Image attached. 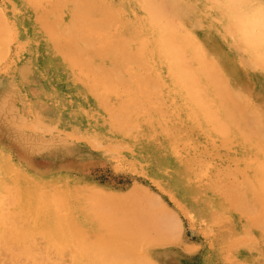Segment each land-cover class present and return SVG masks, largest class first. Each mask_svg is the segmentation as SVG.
Segmentation results:
<instances>
[{
    "label": "rangeland",
    "instance_id": "rangeland-1",
    "mask_svg": "<svg viewBox=\"0 0 264 264\" xmlns=\"http://www.w3.org/2000/svg\"><path fill=\"white\" fill-rule=\"evenodd\" d=\"M56 1L58 0H0V11H3V15L0 14V21L4 19V22L0 23V27H3V25L6 26H4L6 28V31L3 30L4 27L0 28V34L1 36L6 34V37L8 32H10L8 34L10 37L8 36L7 39H4V36L2 38L0 37V188H3L2 190L0 189V194L2 195H0V264H34L35 261L39 259L44 262L43 257H47L48 253V260L51 259V261L49 262L53 263H48L47 261V264H56V260L59 261L58 263L60 264L61 262H64L63 259H65L66 264H100V260L98 258L101 259V256L103 255L104 256L101 259V263L103 262V264H106L107 261L112 257L117 258V261L113 260L115 264H132L134 262H137L139 264L138 260L134 259L135 261L132 262V260H129L128 258H124L123 260L124 262L126 260H129V263H124L121 260L122 258H119L117 256L118 253L116 254V245H128L124 241L123 237L121 238V236H118V232L114 233L116 232L113 229V226L115 225L111 217L114 218L117 213H113L114 215H109L106 219L107 222H105L103 220V217L101 216L104 214V212L102 213V210L108 208L110 209V204L112 208L113 204L114 208H112L111 211H116L120 208V212L119 210L117 211L119 213L117 214L116 219L121 218V215L123 217L124 215L121 213L127 208L129 209V211L127 209L125 211V214L127 211L131 213V215L133 213L135 215L139 214L140 212L137 211L142 208L141 210H145H140L141 216L145 212V217H148L149 215L151 216V219H153L154 215L152 216L151 210L154 207L151 206V208H149L148 206H146V204H148L147 202L151 201V198H147L149 199L147 201L146 198H142V195H137L144 191L147 193V197H152L153 195H155L156 198L158 197V202H156V205L158 203L162 205L161 202L164 203L163 206H160L158 204L161 209L163 208L165 210V208L169 207V210L166 209L168 211L162 210L166 212V214L168 213V217H170V213H172L174 216L176 215L175 218H180L178 219V221H180V224L175 222L170 224L174 225L175 223V225L178 224L177 227L180 225L182 226L180 228L181 232L175 230V228H177L176 226H174V228L171 226V229L173 228V232L171 233L172 235H170V231L172 230H169L170 226L167 227V225L170 220L175 221V218L173 219L171 217L170 220L167 221L168 223L162 221L165 223L164 225L161 224V227H159V222L155 223L153 219V222L155 224H151L150 222V227L152 225H155L160 229V232H166L167 230L169 231V234L166 232L168 235L165 233L164 234L166 236L164 235V237H162L163 235H161V239L159 240L160 243L155 240V242H157L156 244L155 242H153L154 237L152 238L151 242L152 236L149 235L150 239L148 240L150 241L146 242L147 240L144 241L145 237L139 235L138 233V237H136V239H138L140 242L141 239L139 238L143 237L142 240L147 244H144L142 240L141 241L143 243H139L140 247L139 244H136V248H142L141 252H136V250L139 249L135 248L136 255L145 252V255L148 254V256L150 257L149 262H151L152 259L157 264H264V253L262 249H260V246L258 244V241H261V239H263L264 237V222L259 223L260 225L251 228V230H249L250 227L248 226L249 223L256 218L258 209H247L245 212V210L243 209L233 208L232 204L224 198L222 193V191H225L226 187L233 184L234 181V177L232 176H227L225 178L221 176L223 174V170L235 169V164L232 161L225 160L228 157L226 145L220 140H217L219 142L211 141L210 143H204V141H201L199 143H196V147L191 150L192 153L190 152L188 154H184L183 156L180 155L174 145L170 142V140H168L166 128L161 126V119L164 114L163 112L165 110L167 102L161 97L157 98V96L154 97L150 94L149 81H141L142 84L140 85V82L137 83V81L132 78V76L134 75V70H132V67H130L126 57L123 56V51L120 50L121 46H119L123 38V40L129 42L131 41V38H135L141 30V26L135 20L136 17L134 15V11H132L133 9H131L132 7L128 4V2L126 3L125 0H122L123 2L121 0H98L100 4L96 5V7L93 6L90 8V20L93 22L98 21L97 23L101 24L103 23L104 25L101 26L103 29H105L104 31L107 33H116V36L118 38V43L113 42L109 44V47L112 48L106 54L97 52L92 53L89 52L88 49H85L86 52H84L86 53V55L91 56V58L89 57L90 61L87 60L88 63L86 62V66L89 67V65H92L93 68L96 69L95 71H99V74L97 72L98 76L97 74L95 76L93 71L85 74L81 72L77 73L74 67L69 65L68 61L63 57L61 52L58 49L54 48L53 40L50 34L40 26L36 18V8L38 6H42L45 11L48 10L46 12L49 16H52L51 18L53 19V21L57 20L56 25L58 26L55 28L56 33L60 31L63 32H60L58 34L61 36L60 39H62L64 42H66V40L72 41L73 39L84 45L86 43L88 46L89 44L94 43L91 46L98 47L101 43L100 38L102 36H99L100 38L97 37V35H95L96 32H92L93 35L88 34L85 29L88 26H85V22H82L83 24L79 22L81 21L82 17V14L79 15V13H81L80 10L85 9V7L88 5L85 2H88V0H84V3H82L81 5L83 6L82 8H80L79 6L77 7V3H79L81 0H61L63 1V6L59 8L58 12L50 10L52 9V6ZM89 1L94 2L96 0ZM204 1L205 0H167L166 3L170 12H173L177 16L179 14L181 15L183 23L186 26L188 25V29L198 37L207 52L215 59L214 61L220 68L219 74L223 77V81L225 82L229 93H232L238 101L245 102L248 107L251 106L249 110L251 109L255 111L257 117H259L260 115L259 118H261L260 120H262V124L264 125V69L259 65V60L254 57V55L248 49H245V47H243V45L239 42L237 34H233L228 29V21H230V19L226 16L228 9L226 7H231V5L228 4L230 2H228L227 0ZM219 1L221 2L220 4H223V7H221L222 5L220 4L218 5ZM244 1L245 2H241L240 0H238L237 3L241 6L243 5L244 7L245 5H249L250 7L248 6V9L247 7H245L247 11H251L252 9L256 10L253 7L255 5L258 6L260 4L258 2H261L262 7H264V0H251L252 2L249 0ZM246 1L249 2L247 3ZM215 2L218 3L216 4ZM213 5L214 7H216L215 9ZM261 5H259V8L261 7ZM104 7L117 9L123 8L122 11L124 12L121 13V16L120 13L118 14L116 20L119 22H117L116 25L111 22ZM77 8L80 10H77ZM208 9L210 10L208 11ZM208 12H210V14ZM254 12H259V10H256ZM17 14H19V16ZM55 17L57 18L54 19ZM51 18L50 20L52 21ZM216 19H218V21ZM209 20L211 21L210 23ZM55 21L53 22L54 25ZM207 25L209 26V28ZM199 26L201 27V29ZM68 28L73 29L75 32L73 31L72 33V31H65ZM121 33L123 34L121 35ZM63 34H71V37L69 36L68 39V36H64ZM124 35H126L127 39ZM11 36L12 41L9 42V38H11ZM237 40L238 42H236ZM108 42L106 43V45L108 44ZM5 46H7V48ZM95 47L93 48L95 49ZM239 48L241 49V51H239ZM119 51L122 52L123 55L120 54ZM118 53L121 56L118 55ZM243 57L245 60L242 59ZM253 59H257L258 61L256 60V62ZM254 61L255 63L259 64L257 65L253 63ZM90 62L92 64H90ZM248 64L253 65L248 66ZM134 69L136 73V68ZM91 75L93 77H91ZM79 76H81L82 78L80 79ZM85 77L89 79H85ZM103 78H105V81L107 82V86L104 87L102 85V81H104ZM114 78H117V82ZM93 79H95L96 81H94ZM98 79H101L99 80V83L101 85H99V83H96ZM118 82L120 83L119 85ZM91 83L98 84V89L95 88L96 85H93ZM90 84L92 87L89 86ZM116 84L118 85V87ZM112 86L113 88L116 87L117 90V95H115L116 97L114 98L111 90L113 89ZM94 88L96 90H94ZM125 89L126 91H123ZM95 93H97V95ZM251 113L248 114L250 124H257V120L259 118L254 117V114ZM260 120L258 121L260 122ZM251 121L253 123H251ZM10 174V177L12 178L9 177ZM3 182L6 184H4ZM7 185H11L12 187L10 186V188H14L15 194L13 190L9 188V186L7 188L8 191L5 190ZM14 185L20 188V191L17 187V189H15ZM242 186L241 195L243 192V195H245V193H248L245 196L249 198L250 194L248 192L247 186ZM135 187L136 189H133ZM69 188L71 192L68 190ZM23 189H25L26 191H24ZM131 189L133 192L135 190L137 191L133 193L130 191ZM9 190L11 192H9ZM28 192H30L29 195ZM16 193H18L19 197H21L20 199L17 197L18 195ZM130 193H133L132 195H134V198L136 197V199L132 198V195ZM12 194L13 196L17 195L15 197L19 199V202L16 201L18 199H15ZM51 194H53L55 197H53V195ZM9 195H11L12 197ZM5 196H7V199ZM39 196L42 197V199ZM95 196L100 198L96 199ZM27 197L29 198L27 199ZM61 197L63 198V201H61ZM137 197H141V199L144 200L143 202H145L146 200V204L141 202L142 200L139 198L137 200ZM12 198L15 200L13 201ZM43 198L49 199V201L43 200ZM107 198L116 200V202L118 201V203H116L115 201H112L115 203H109L108 200L107 202L109 203V205L107 204V206L105 204L101 208L98 205L94 204L93 199H96V202L98 201L97 203H101L100 205H102L103 203H105L102 201H106ZM126 198L127 200H131L130 202L132 203L137 201V203L143 204L141 205V208H139V205L137 207L136 203L127 205L129 201H127ZM8 199L9 201H7ZM40 199L43 201H40ZM101 199L102 201L99 202ZM120 200H124L125 205L123 203L122 204L127 207L126 209H124L125 207L123 205L121 206L122 208L120 207ZM2 201H5L6 204L4 205ZM45 201H48V203ZM53 201L56 202L53 203ZM11 202H13V204ZM57 202H59V204ZM71 202L73 203L71 204ZM92 202L94 205H96L95 207L91 206ZM7 203L9 204V206L7 205ZM153 203H155V201ZM252 203L253 205H255L254 200H252ZM37 204L41 206L37 208ZM43 204L46 205L43 206ZM55 205L56 209H60L59 211H57L59 212V215L54 209ZM133 205L137 207V213H135V211L133 212V210H135L134 208H136ZM132 206L133 210L131 209V211L130 208ZM159 206L155 207V209H158ZM4 207H7V209H5ZM160 208L158 210H160ZM22 209L23 212H21L20 215L18 211ZM67 209L68 211H66ZM100 209L101 211H99ZM172 209L177 214H175V212H171L173 211ZM162 211L160 210V212ZM6 212L8 213L9 218ZM10 212L12 213V215ZM16 212L20 216L16 217ZM164 212H162V215L166 216ZM155 213L158 214L159 212ZM97 214L99 217H94V215ZM134 214L133 216H135ZM216 214H219V216H217ZM29 215L31 216V218ZM160 215L161 214H159V216ZM103 216L105 217L107 216V214ZM141 216H139L140 220L142 218ZM161 216L159 217V219H168L167 216L166 219L165 216L163 218ZM12 217L14 218V221ZM20 217H24V226H27L31 222L30 225L25 228V231H28V233L31 232V234L35 233V235L33 236L29 234L33 239H27L25 236H28L29 238V235H27L26 232L22 231L23 239L21 240L22 237L20 238L19 235V233L21 234V231L18 233L16 232L19 229H24L23 226V228L21 227L22 219ZM57 217H59V220L57 219ZM16 218L18 219L16 220ZM217 218H220L218 219L219 221L217 220ZM24 219H26L27 225ZM123 219L125 220V217ZM127 220L128 219H126V221ZM148 220H150V218ZM58 221H60V223H57ZM103 221L104 224H101L103 223ZM109 221L112 222L110 223ZM34 222L36 225H34ZM141 222L142 221H140L139 224ZM5 223L9 224L6 225ZM107 223H109V225ZM144 223L145 222L140 225L137 224V226H139L143 232V229H146V224ZM67 224L69 226H67ZM165 224L167 225L165 226ZM17 226H19L20 228ZM35 226L39 227L37 228ZM108 226H112L113 231H110L112 234H109L110 232L108 230H111V228L108 229ZM13 227H15L14 231ZM47 229L49 230L47 231ZM60 230L63 231V237ZM42 231L45 233H43ZM142 231L139 232L141 233ZM149 231L147 233H152L153 235L154 230L152 232L151 230ZM157 231L158 230H156V232ZM13 232L15 237L12 234ZM69 232H71L72 234ZM16 233L18 234L20 239L18 238V236H16ZM49 233H52L53 235ZM86 233L90 237V240L86 238ZM178 233L180 235H178ZM244 234L245 236H248L250 234L251 240L253 239L252 242L248 237L247 238L250 240V243L253 247L249 243V240L245 239ZM38 235L40 236L38 237ZM51 235L53 236L54 240L57 239L56 241H54L55 243H52ZM71 235L73 238L71 237ZM102 235H104V237ZM173 236L174 239L170 238V242H166L168 241L166 239V241L164 240V238L168 239L169 237ZM178 236L180 237L178 238ZM239 237H243V239L241 238V240ZM15 238L18 239L16 240ZM62 238H64V240ZM91 238L94 239V243H98L101 238H103L104 241H100V246H98L97 244L94 245V243L93 246L91 245ZM104 238H107L108 240ZM162 238L163 242L161 243ZM138 240L136 241L137 243ZM255 240L257 245H255ZM21 241L24 243H22ZM62 241H65V243ZM233 241L237 245V247L233 243ZM17 242H19V245H23V248H21V245L19 247V245H17ZM56 242L59 246H61V248L62 246L64 248H58L59 246L56 244ZM101 242H106L105 246L113 245V243L115 246H111L110 248L109 246L105 247L103 246L104 244L101 245ZM237 242L240 244L239 247ZM244 242L248 243L244 246ZM27 243L30 246L27 245ZM33 243L35 244L32 245ZM51 243L56 245L55 249L54 245H52ZM184 244L188 245H186L185 247ZM242 244L244 247L242 246ZM14 245H16V248ZM66 245L67 248L65 247ZM102 246L103 250H101ZM187 246H189L190 249H188ZM194 246L196 248H194ZM8 247L10 248L8 249ZM104 247L107 248L106 250L108 252H110L109 256L111 258H109V253L106 252ZM30 248H32V250L34 249L33 252ZM124 248L126 249L127 247L124 246ZM67 249L69 253H66L68 252ZM16 250L18 252H16ZM61 250L62 252H60ZM167 251L172 253L176 257V263L169 261H167L168 263H166V260L164 258ZM227 252H231L232 255L231 253L228 254ZM98 254L100 255L97 258ZM10 256L14 260H12ZM63 256L65 258H63ZM105 256H107L106 258H108V260L104 261L103 259L105 258ZM57 257H62V259L60 258L61 262ZM149 257L145 259L148 261ZM232 257L233 259H231L230 261V258ZM118 259H120L122 262H118ZM236 261L237 263H234ZM111 262L112 260H109L108 264H114V262Z\"/></svg>",
    "mask_w": 264,
    "mask_h": 264
},
{
    "label": "bare ground",
    "instance_id": "bare-ground-1",
    "mask_svg": "<svg viewBox=\"0 0 264 264\" xmlns=\"http://www.w3.org/2000/svg\"><path fill=\"white\" fill-rule=\"evenodd\" d=\"M30 1V0H28ZM108 1V0H107ZM120 1V0H119ZM122 1V0H121ZM126 3L128 2V4L132 7L131 9H133L132 11H134V15L136 17V21L139 23V25L141 26V30L139 31L138 35L135 37V38H131V41L127 42L126 40H121L120 42V45L121 46V49L123 51V54L122 52H120V54H122L123 56L126 57V59L128 60L129 62V65L130 67H132V70H134V75L132 76V78H134L137 83L140 82V85L142 84L141 81L144 82V80L146 81H149L150 83V87H149V92L152 96L159 98H163L167 103H166V107H165V110H164V114L162 116V119H161V122H162V127H165L166 130H167V135H168V140H170V142L174 145V147L176 148L177 152L180 154V155H184V154H188L191 152L192 149H194L196 147V143H199L201 141H204V143H210L211 141H217V140H220L222 143H224L227 147V155L228 157L225 159L227 161H232L234 164H235V169L233 170H223V174L221 175L223 178L227 177V176H232L234 177V181H233V184L229 185L226 187V190L225 191H222L223 193V196L224 198L232 204V207L233 208H238V209H243L246 210L248 209H258L257 211V216L254 220H252L250 223H249V227L251 230V228L253 227H257V225H260L259 223H262L264 222V125L262 124V120H260L261 118L260 115L259 117H257L256 115V112L251 110L252 113L254 114V117H257L259 118L258 120H260V122L257 120V124L253 123L252 120L251 123L253 124H250V119L248 118V114L251 113V111L249 110V108L251 106H247L245 102H240L238 101L234 95L232 93H229V90L228 88L226 87L225 85V82L223 81V77L219 74L220 72V68L218 67L217 63L214 61L215 59L207 52V50L204 48V46L201 44L202 42L198 39V37L193 33L191 32L189 29H188V25L186 26L184 23H183V19H181V15L179 14V19H178V16L176 14H174L173 12H170L168 10V7H167V0H125ZM190 1V0H189ZM200 1V0H199ZM206 1V0H205ZM204 1V2H205ZM211 1H214V0H211ZM216 1V0H215ZM222 1V0H221ZM224 1V0H223ZM229 5H231V7L227 6L226 8L227 9V14L226 16L230 19L229 24V30L230 32H232L233 34L236 33L237 34V37L239 38V42L243 45V47H245V49H248L253 55L254 57H256L260 64L259 63H255V60L253 63L255 64H259L263 69H264V7H262V3L261 2H258L260 3L259 5H261V7L259 8V5L253 7L255 8L256 10H259V12H254L256 10H251V11H247L245 9V7H247L248 9V6L245 5V7L242 5H239L237 2L238 0H227ZM241 2H245L244 0H240ZM251 1V0H249ZM248 1V2H249ZM256 1V0H255ZM69 2V1H68ZM93 2V1H92ZM90 2L88 0V2L86 1L85 3H87L88 5L85 7V9L83 10H80L77 8V10H80L82 14V17H81V21H79L80 23L82 22H85V26H88V27H84L87 31L88 34H92V32H96L95 35H97V37L100 38V47L96 46H93L95 47V49L91 46L93 45L94 43L92 44H89V46L85 43L84 44H81L79 42H77L76 40H66V42H64L62 39H60V35L58 33L62 32H58L56 33V27L58 25H56V21H55V25H54V21L53 19L51 18L52 16H49L48 13L46 11L48 10H44L42 6H38L36 9V18H37V21L38 23L40 24V26L45 29L46 31H48V33L50 34L52 40H53V44H54V48L58 49L61 54L63 55V57L68 61L69 65L74 67V69L78 72H81V73H89L90 71L94 72V75L96 76L97 72L99 74V71H95L96 69L93 68L92 65H89V67H87L86 65V62L88 63L87 60H89V57L91 58V56H87L86 55V51L85 49H88L89 52H97V53H101V54H106L108 51L111 50V48L109 47V44L111 43H118V38L116 36V33H113V32H105L102 28V26L104 25L103 23H97V22H93L90 20V8L100 4L98 0L94 1L93 3ZM123 2V1H122ZM121 2V3H122ZM179 2V1H178ZM203 2V3H204ZM247 2V1H246ZM247 2V3H248ZM252 2V1H251ZM25 3V2H24ZM82 3H84V0H81L79 3H77V7L79 6L80 8H82L83 6ZM111 3V2H110ZM118 3V2H117ZM197 3V2H196ZM216 4L218 2H215ZM221 2L219 1L218 5L220 4ZM223 3V2H222ZM9 4V3H8ZM120 4V3H119ZM178 4V3H176ZM206 4V3H205ZM245 4V3H244ZM250 4V3H249ZM264 4V3H263ZM30 5V4H29ZM121 5V4H120ZM215 5V4H214ZM213 5V7H214ZM222 5L221 7H223V4H220ZM45 6V5H44ZM63 6V1L61 0H58L55 2V4L52 6V9L50 10H53V11H57L59 10V8H61ZM68 6V5H67ZM113 6V5H112ZM115 6V5H114ZM118 6V4H117ZM127 6V5H126ZM116 7V6H115ZM170 7V6H169ZM220 7V6H219ZM250 7V6H249ZM252 7V6H251ZM105 8V11L107 12V15L109 17V19L111 20V22H113L114 25L117 24V17H118V14L120 13V16H121V13H123L124 11H122L123 8H107V7H104ZM203 8V7H202ZM216 7H214L215 9ZM172 9V8H171ZM218 9V7H217ZM223 9V8H222ZM220 9V10H222ZM65 10V9H64ZM174 10V9H173ZM210 9H208L209 11ZM198 11V10H197ZM204 11V10H203ZM1 12V11H0ZM3 12V11H2ZM2 12L0 14H2ZM52 12V11H51ZM64 12V11H63ZM199 12V11H198ZM16 13V12H15ZM50 13V12H49ZM78 13V12H77ZM197 13V12H196ZM210 14V12H208ZM207 13V14H208ZM212 13V12H211ZM215 13V12H214ZM57 14V13H56ZM201 14V13H200ZM199 14V15H200ZM208 14V15H209ZM3 15V14H2ZM19 16V14H17ZM55 15V14H54ZM53 15V16H54ZM186 15V14H185ZM219 15V14H217ZM5 16V15H4ZM11 16V15H10ZM60 16V14H59ZM125 16V15H124ZM30 17V16H29ZM79 17V16H78ZM193 17V16H192ZM217 17V16H216ZM221 17V16H220ZM3 18V17H2ZM5 18V17H4ZM13 18V17H12ZM17 18V17H16ZM50 18L52 19V21L50 20ZM57 17H55L54 19H56ZM61 18V17H60ZM77 18V17H76ZM123 18V17H122ZM218 18V17H217ZM1 19V18H0ZM181 19V20H180ZM224 19V18H223ZM190 20V19H189ZM188 20V21H189ZM196 20V19H195ZM194 20V21H195ZM199 20V19H198ZM218 21V19H216ZM215 20V22H216ZM6 21V20H5ZM29 21V20H28ZM125 21V20H124ZM1 22H4V19H2ZM59 22V21H58ZM102 22V21H101ZM211 21L209 20V23ZM214 22V20H213ZM226 22V21H225ZM7 23V22H6ZM60 23V22H59ZM127 23V22H126ZM4 24V23H2ZM30 24V23H29ZM38 24V25H39ZM83 24V23H82ZM98 24V25H97ZM128 24V23H127ZM126 24V25H127ZM137 24V23H136ZM208 24V23H207ZM212 24V23H211ZM32 25V24H31ZM102 25V26H101ZM124 25V24H123ZM133 25V24H132ZM138 25V24H137ZM201 25V24H199ZM210 25V24H209ZM220 25V24H219ZM1 26V25H0ZM5 25H3L4 27ZM9 26V25H8ZM131 26V24H130ZM193 26H194V23H193ZM205 26V25H204ZM208 26V25H207ZM3 27H0V28H3ZM6 27V26H5ZM4 27L3 30H5L6 28ZM106 27V26H105ZM139 27V26H138ZM200 27V26H199ZM211 27V26H210ZM217 27V26H216ZM222 27V26H221ZM39 28V27H38ZM83 28V27H82ZM93 28V29H91ZM102 28V29H101ZM198 28V27H197ZM209 28V26H208ZM85 29H81V30H85ZM131 29V28H130ZM137 29V28H136ZM140 29V28H139ZM201 29V27H200ZM206 29V27H205ZM224 29V28H223ZM1 30V29H0ZM7 30H11V29H7ZM80 30V29H79ZM132 30V29H131ZM6 31V30H5ZM37 31V30H36ZM65 31H72L73 33V29L71 28H68L67 30ZM129 31V30H128ZM136 31V30H135ZM75 32V31H74ZM123 32V31H122ZM221 32V31H220ZM10 32H8L9 34ZM45 33V32H44ZM43 33V34H44ZM63 33V32H62ZM120 33V31H119ZM133 33V32H132ZM231 33V34H232ZM5 37L4 36V39L8 38V35ZM123 33H121L122 35ZM127 34V33H126ZM134 34V33H133ZM64 35V34H63ZM71 35V34H70ZM70 35H64V36H68V39H69V36ZM74 35V34H73ZM90 35V36H91ZM3 36H1L0 34V37L2 38ZM126 37V35H124ZM129 36V35H128ZM10 37V36H9ZM34 37V36H33ZM41 37V36H40ZM71 37V36H70ZM119 37V36H118ZM121 37V36H120ZM201 37V36H200ZM30 38V37H29ZM37 38V37H36ZM45 38V37H44ZM63 38V37H62ZM66 38V37H65ZM96 38V37H94ZM236 38V37H235ZM3 39V40H4ZM32 39V38H31ZM34 39V38H33ZM46 39V38H45ZM71 39V38H70ZM127 39V37H126ZM94 40V39H92ZM12 41V36L11 38H9V42ZM75 41V42H74ZM109 41V42H108ZM1 42V41H0ZM42 42V41H41ZM50 42V41H49ZM91 42V41H90ZM108 42V44L106 45V43ZM238 42V40L236 41ZM30 43V42H29ZM47 43V42H46ZM8 44V43H7ZM98 44V43H97ZM236 44V43H235ZM5 45V44H4ZM42 45V44H41ZM106 45V46H105ZM117 45V44H116ZM115 45V46H116ZM52 46V45H51ZM209 46V45H208ZM207 46V47H208ZM7 48V46H5ZM104 47H107V48H104ZM118 48V47H117ZM213 48V47H212ZM1 49V48H0ZM39 49V48H38ZM238 49V48H237ZM243 49V48H242ZM6 50V49H5ZM40 50V49H39ZM43 50V49H42ZM41 50V51H42ZM47 51V50H46ZM49 51V50H48ZM85 51V52H84ZM213 51V50H212ZM239 51H241V49L239 48ZM246 51V50H244ZM248 51V52H249ZM56 52V51H55ZM47 53V52H46ZM118 53V55H120ZM247 54V52H246ZM242 55V54H241ZM244 55V54H243ZM49 56V55H48ZM121 56V55H120ZM1 57V56H0ZM45 57V56H43ZM103 57V56H102ZM118 57V56H117ZM216 57V56H215ZM250 57V56H249ZM59 58V57H58ZM115 59V58H114ZM244 59V57L242 58ZM250 59V58H248ZM50 60V59H49ZM61 60V59H60ZM86 60V61H84ZM217 60V59H216ZM223 60V59H222ZM245 60V59H244ZM257 60V61H258ZM90 61V60H89ZM248 61V60H247ZM256 61V62H257ZM246 63V62H245ZM249 63V62H247ZM90 64H92L90 62ZM262 64V65H261ZM229 65V64H228ZM228 65H225V66H228ZM250 64H248L249 66ZM253 65V64H252ZM250 65V66H252ZM136 68V73H135V69ZM222 68V67H221ZM225 68V67H224ZM257 68V66H256ZM67 69V68H66ZM229 71V70H227ZM110 73V72H109ZM224 73V72H223ZM92 74V73H91ZM97 74V76H98ZM103 74V73H101ZM231 74V73H230ZM88 75V74H86ZM93 75V74H92ZM91 75V77H93ZM255 75V74H254ZM261 75V74H260ZM31 76V75H30ZM94 76V77H95ZM105 76V75H104ZM109 76V74H108ZM228 76V75H227ZM80 79L82 78L81 76H79ZM115 77V76H114ZM30 78V77H29ZM87 77H85L86 79ZM107 78V77H106ZM121 78V77H120ZM119 78V80H120ZM247 78V77H246ZM245 78V79H246ZM256 78V77H255ZM89 79V78H87ZM92 79V78H91ZM90 79V80H91ZM110 79V78H109ZM108 79V80H109ZM115 79V78H114ZM117 79V78H116ZM115 79V81H116ZM257 79V78H256ZM262 79V78H261ZM94 81H96L95 79H93ZM99 80L101 79H98V81L96 83H99ZM103 80L105 81L106 79L103 78ZM113 80V79H112ZM127 80V79H126ZM24 81V80H23ZM81 81V80H80ZM103 82V87L104 86H107L106 85V81ZM114 81V82H115ZM229 81V80H228ZM89 82V81H87ZM101 82V81H100ZM111 82V81H110ZM117 82V81H116ZM120 82V81H119ZM118 82V85L120 84ZM236 82V81H235ZM43 83V82H42ZM62 83V82H61ZM85 83V82H84ZM96 83H91L93 85H96L95 88L98 89V86L101 85L99 83L96 84ZM112 83V82H111ZM233 83V82H232ZM238 83V82H237ZM236 83V84H237ZM91 84L89 86H91ZM86 85V84H85ZM117 85V84H116ZM117 85V87H118ZM147 85V84H146ZM59 86V85H58ZM109 86V85H108ZM229 86V85H228ZM46 87V86H45ZM48 87V86H47ZM73 87V86H72ZM92 87V86H91ZM94 87V86H93ZM257 87V86H256ZM42 88V87H41ZM94 88V90H96ZM108 88V87H106ZM113 88V86H112ZM144 88V87H143ZM237 88V86H236ZM235 88V89H236ZM47 89V88H46ZM110 89V88H108ZM148 89V88H147ZM239 89V88H238ZM245 89V88H244ZM256 89V88H255ZM262 89V88H261ZM86 90V89H85ZM84 90V91H85ZM112 90V95H113V98L116 97L115 95H117V90H116V87H114ZM142 90V89H141ZM99 91V90H98ZM108 91V90H107ZM123 91H126L123 90ZM122 91V92H123ZM137 91V90H136ZM91 92V90H90ZM97 92V91H96ZM119 92V91H118ZM128 92V91H127ZM131 92V91H130ZM142 92V91H141ZM235 92V90H234ZM257 92V91H256ZM244 93V92H243ZM97 95V93H95ZM235 94V93H234ZM247 94V93H246ZM257 94V93H256ZM101 95V94H100ZM149 95V94H148ZM237 95V94H236ZM258 95V94H257ZM99 96V95H98ZM238 96V95H237ZM246 96V95H245ZM62 97V96H61ZM130 97V96H129ZM239 97V96H238ZM3 98V96H2ZM63 98V97H62ZM5 99V98H4ZM102 99V98H101ZM107 99V98H106ZM105 99V100H106ZM127 99V98H126ZM129 99V98H128ZM58 100V99H57ZM80 100V99H79ZM83 100V99H82ZM104 101V100H103ZM60 102V101H59ZM82 102V101H81ZM89 102V101H88ZM257 102V101H256ZM5 104V103H4ZM58 105V104H57ZM5 107V106H4ZM55 107V106H54ZM61 107V106H60ZM126 107V106H125ZM253 107V106H252ZM263 107V105H262ZM107 108V107H106ZM122 108V107H121ZM120 108V109H121ZM164 109V108H163ZM10 110V109H9ZM39 111V110H38ZM112 111V109H111ZM116 112V111H115ZM2 113V112H1ZM65 113V112H64ZM251 113V114H252ZM11 116V115H10ZM42 116V115H40ZM61 116V115H60ZM66 116V115H65ZM264 116V115H263ZM9 119V118H8ZM15 119V118H14ZM13 121V120H12ZM38 121V120H37ZM41 122V121H40ZM256 122V121H255ZM14 124V123H12ZM40 124V123H39ZM80 124V123H79ZM45 125V124H43ZM121 126V125H120ZM36 139V137H35ZM42 139V138H41ZM204 139V140H203ZM55 140V139H54ZM46 141V140H45ZM48 141V140H47ZM53 141V140H52ZM62 141V140H61ZM44 142V141H43ZM219 142V141H217ZM50 143V142H48ZM64 145V144H63ZM41 146V145H40ZM215 146V145H214ZM222 146V145H221ZM224 148V147H223ZM39 149V148H37ZM218 149V147H217ZM216 149V150H217ZM41 150V149H40ZM24 151V149H23ZM192 153V152H191ZM81 155V154H80ZM1 158V157H0ZM8 158V157H7ZM200 158H201V155H200ZM206 158V157H205ZM173 160V159H172ZM207 168V167H206ZM12 171V170H10ZM10 173V172H9ZM13 173V172H12ZM19 173V172H18ZM196 175V174H195ZM11 176V174L9 175V177ZM17 176V175H16ZM192 176V175H191ZM18 177V176H17ZM20 177V176H19ZM12 178V177H10ZM23 178V177H22ZM199 178V177H198ZM17 179V178H15ZM20 179V178H19ZM6 180V179H5ZM4 180V182H5ZM24 180V179H23ZM3 182V183H4ZM12 182V181H11ZM17 183V182H16ZM25 183V182H24ZM35 183V182H34ZM2 184V183H1ZM6 184V183H4ZM50 185V184H49ZM242 185H245L247 186V189H248V192L250 194V197H246L245 195H247L248 193H245V195H241V189H242ZM4 186V185H3ZM8 186H6V191H8ZM11 186V185H10ZM9 186V188H10ZM15 186V189H17L18 187L16 185ZM13 186V187H14ZM62 186V185H61ZM60 186V187H61ZM73 186V185H72ZM71 186V187H72ZM216 186V185H215ZM242 186V187H241ZM12 187V186H11ZM17 187V188H16ZM22 187V186H21ZM30 187V186H29ZM42 187V186H41ZM40 187V188H41ZM47 187V186H46ZM66 187V186H65ZM68 187V186H67ZM5 188V187H4ZM1 190L3 189L2 187L0 188ZM13 190L14 194H15V190L14 188H10ZM133 189H136L133 188ZM3 190V191H5ZM18 190L20 191V188H18ZM17 190V191H18ZM24 191H26L25 189H23ZM32 190V189H31ZM40 190V189H39ZM44 190V189H43ZM70 191V188L68 189ZM34 191V190H33ZM32 191V192H33ZM45 191V190H44ZM47 191V189H46ZM131 192L132 189L130 190ZM129 191V192H130ZM137 191V190H135ZM134 191V192H135ZM244 191V190H243ZM9 192H11L9 190ZM71 192V191H70ZM133 192V193H134ZM21 193V192H20ZM30 192H28V195H29ZM40 193V192H39ZM132 193V194H133ZM146 195H145V194ZM11 194V193H9ZM18 195V193H16ZM23 194V192H22ZM27 194V193H26ZM32 194V193H31ZM131 194V193H130ZM131 194V195H132ZM136 194V193H135ZM1 195V194H0ZM17 195H14L12 194L13 197L17 196ZM33 195V194H32ZM40 195V194H39ZM44 195V194H43ZM47 195V194H46ZM53 195V194H51ZM50 195V196H51ZM59 195V194H58ZM137 195H142V198H146V200L148 201L150 198V202H147L148 204H146V200L145 202H143L144 200L141 199V197H137V200L138 198L141 199L144 204H146V206H148L149 208H151V206H153L154 208L151 210L152 211V216H153V219L155 221V223L159 222V227H161L160 225H164L165 222L169 221L170 218L172 217L173 219L175 218V216L171 214L170 217H168V213L166 214V212L164 211H168L169 207L168 208H165V210L162 208H160V206H163V202L162 205H160V203H158L156 205V202H158V197L156 198L155 195H153L152 197H147V193L144 191L140 194H137ZM152 195V194H151ZM2 196V195H1ZM11 196V195H9ZM11 196V197H12ZM41 196V195H40ZM39 196V197H40ZM6 199H7V196H5ZM10 197V199H11ZM19 199L21 197H19V195L17 196ZM46 197V196H44ZM53 197H55L53 195ZM96 199H99L100 197H97L95 196ZM131 197V196H130ZM9 198V197H8ZM15 197V199H18ZM29 197H27L28 199ZM42 199V197H40ZM59 198V197H58ZM94 198V196H93ZM120 198V197H118ZM128 198V197H127ZM126 198V200H127ZM132 198H134V195H132ZM149 198V199H147ZM197 198V197H196ZM3 199V198H1ZM15 199L12 198V200L14 201ZM19 199L16 200L17 202H19ZM38 199V198H37ZM40 201H43V200H48L49 199H44ZM62 199V200H61ZM61 201H63V198L61 197ZM96 199H93L94 200V204L98 205L100 208L103 207L105 204L109 205V203H115L116 200H111V199H108L106 201H102V199L99 201V202H105L103 203L102 205H100L99 203L96 202ZM125 199V198H124ZM130 199V198H129ZM136 199V197L134 198ZM156 199V200H155ZM11 200V201H12ZM39 200V199H38ZM54 200V199H53ZM60 200H57V201H60ZM92 200V201H93ZM109 200V203L107 202ZM155 203H153L154 201ZM252 200L255 201V205H253L252 203ZM1 201V200H0ZM9 201V199L7 200ZM48 201H45L48 203ZM52 201V200H51ZM91 201V200H90ZM89 201V202H90ZM112 201H115V202H112ZM123 201V202H121ZM129 201V203L127 205H132V204H137L136 206L138 207L139 205V208H141V205L143 204H139L136 202H130L131 200H127ZM134 201V200H132ZM3 202V201H2ZM56 201H53V203H55ZM67 202V201H66ZM75 202V201H74ZM96 202V203H95ZM121 204L120 207L124 204V200H120L119 201ZM140 202V201H138ZM180 202V201H179ZM13 204V202H11ZM59 204V202H57ZM56 203V205H57ZM73 202H71L72 204ZM118 203V201L116 202ZM123 203V204H122ZM150 203V205H149ZM224 203V202H223ZM238 203V204H237ZM239 203H243V204H239ZM3 204L5 205V201L3 202ZM50 204V203H49ZM93 202L91 204V206L95 207L96 205H94ZM155 204V205H154ZM7 205L9 206V204L7 203ZM37 208L41 205L37 204ZM46 205V204H43V206ZM56 205H55V211H59L60 209H56ZM63 205V204H62ZM107 205V206H108ZM125 205V204H124ZM123 205V206H124ZM1 206V204H0ZM64 206V205H63ZM69 206V205H68ZM76 206V205H75ZM134 207H136L135 205H133ZM133 206L130 208V210L132 209L133 210ZM144 206V205H143ZM142 206V207H143ZM159 206L160 210H164L162 212H164L166 214V216L168 217L167 220H163L164 216L165 215H162V212H160V210H157L155 209V207ZM14 207V206H12ZM28 207V206H27ZM46 207V206H45ZM52 207V206H51ZM90 207V206H89ZM110 209H105V210H102V213L104 212L103 215H106L107 216H102L103 217V220L105 222H107V217L109 215H114L113 213H119L120 212V208L118 206V210L119 212H117L118 210H113L111 211L112 208H114V205L112 204V208H111V204L109 205ZM125 207V206H124ZM123 207V208H124ZM129 207V206H128ZM136 208H134L135 210H133V212L135 211V213L137 212H140L139 214H134L135 216H133V214L131 215V213H129V209L127 207H125L124 209H128V213L126 212L125 214V211L127 210H123V212L121 214H123L124 216L122 217L121 215V220H124L123 218L125 217V220L124 221H121L119 219H116V216L117 214L115 215V217H111L112 221H114V225L116 226H113L114 230L116 232L114 233H117L118 236H121V238L123 237L124 238V241L128 244V245H119L118 246L114 245H106V246H109V248L111 246H115V251H116V254L118 253V257L119 258H122L121 260L124 262V258H128L129 260L131 259L132 262L135 261V260H138L139 264H152L154 263L155 261L151 259V262H149L150 260V257L148 256V254L145 255V252L143 253H140L138 255H136V252H141L142 251V248H136V246L141 242L143 243L145 240H147L146 242H149L150 240V236L151 237V242H152V238L154 237V241L157 240L158 243H160V239H161V235H163L162 237H164L165 234H167L169 231L166 230V232H160V229L157 228V226L155 225H152L150 227V225L153 223V219H151V216H149L148 214V217L150 218V220H148L149 218L148 217H145V212L144 214H142L141 216V211L145 210H139L136 212V210H138ZM3 208V206H2ZM5 209H7V207H4ZM9 208V207H8ZM122 208V207H121ZM144 208V207H143ZM146 208V207H145ZM18 209V207H17ZM50 209V208H49ZM63 209V207H62ZM76 209V208H74ZM117 209V208H116ZM155 209V211H154ZM168 209V210H166ZM28 210V208H27ZM26 210V211H27ZM43 210V209H42ZM78 210V209H76ZM131 210V211H132ZM173 210V209H172ZM15 211V210H14ZM13 211V212H14ZM31 211V210H30ZM68 211V209L66 210ZM75 211V210H74ZM81 211V209H80ZM97 211V210H96ZM101 211V209L99 210ZM130 211V212H131ZM154 211V212H153ZM171 211V210H170ZM8 212V211H7ZM6 212V213H7ZM21 212H23V209L22 210H19L18 213L21 215ZM110 212V214H109ZM155 212H159L158 214L155 213ZM171 212H175L174 210L171 211ZM11 213V212H10ZM40 213V212H39ZM58 215H59V212H57ZM56 213V214H57ZM67 213V212H66ZM106 213V214H105ZM143 213V212H142ZM149 213V212H148ZM248 213V212H247ZM255 213V212H254ZM17 214V212H16ZM19 214L15 215L16 217L17 216H20ZM42 214V213H41ZM65 214V213H64ZM81 214V213H80ZM159 214H161L160 216L163 218V219H159ZM175 214H177L175 212ZM214 214V213H213ZM1 215V214H0ZM12 215V213H11ZM10 215V216H11ZM14 215V213H13ZM57 215V216H58ZM61 215V214H60ZM130 215V216H129ZM141 216V220L139 219V216ZM157 215V216H156ZM217 215V214H216ZM256 215V214H254ZM7 216L9 218V215L7 213ZM30 216V215H29ZM98 216L97 215H94V217ZM133 216V217H132ZM156 216V218H155ZM166 216H165V219H166ZM174 216V217H173ZM219 216V214L217 215ZM25 217V216H24ZM23 217V218H24ZM99 217V216H98ZM128 217H132V218H128ZM145 217V218H143ZM3 218V217H2ZM13 218V217H12ZM11 218V219H12ZM22 219V225L21 227L23 226L24 229H18V231H16L17 233L21 231V234L19 233L20 235V238L22 237V231L26 232L27 235L31 234L28 233V231H25V228L30 225V223L27 225L26 223V219L25 220V223L27 226H24L25 224H23V218L20 217ZM31 218V216H30ZM77 218V216H76ZM91 218V217H90ZM136 218V219H135ZM148 218V219H146ZM5 219V217H4ZM18 218H16L17 220ZM34 219V218H32ZM57 219L59 220V217H57ZM65 219V218H64ZM67 219V218H66ZM115 219V220H113ZM126 219H128L126 221ZM130 219V220H129ZM145 219V220H144ZM158 219V220H157ZM178 219H180L179 217H176L174 220L175 221H169L168 225L165 224V226L167 225V227H169V230L171 229V226L174 228V226L177 227L178 224H180V221H178ZM220 219V218H217V220ZM48 220V219H47ZM136 220V221H135ZM142 221L140 224H143V222H145L144 224H146V229L144 228V232L140 229L138 225L140 221ZM144 220V221H143ZM148 220V221H147ZM161 220V221H160ZM238 220V219H237ZM8 221V220H7ZM13 221H14V218H13ZM20 221V220H19ZM43 221V219H42ZM67 221V220H66ZM104 221L103 223L101 224H104ZM112 221H109L110 223ZM116 221V222H115ZM133 221V222H132ZM139 221V222H138ZM162 221H165V222H162ZM219 221V220H218ZM16 222V221H15ZM45 222V221H44ZM71 222V221H70ZM148 222V223H147ZM151 222V224H150ZM178 223L177 225H174L173 224H170V223ZM1 223V222H0ZM4 223V222H3ZM2 223V224H3ZM11 223V221H10ZM33 223V222H32ZM57 223H60V221H58ZM6 224V223H5ZM9 224V223H7ZM6 224V225H7ZM21 224V223H20ZM38 224V223H37ZM41 224V223H40ZM109 225V223H107ZM157 224V225H158ZM11 225V224H10ZM34 225L35 222H34ZM44 225V224H43ZM208 225V224H207ZM13 226V225H12ZM59 226V224H58ZM66 226V224H65ZM67 226H69L67 224ZM112 226H108L107 228L111 230H108L109 232L113 231L112 229ZM142 226V225H141ZM182 225L178 226L177 228H175V230L178 232H181L180 228H181ZM7 227V226H6ZM11 227V226H10ZM16 227V228H17ZM22 227V228H23ZM31 227V226H30ZM37 227V226H35ZM39 227V226H38ZM37 227V228H38ZM46 227V226H45ZM154 229H153V228ZM156 227V228H155ZM12 228V227H11ZM14 228L13 227V231H14ZM32 228V227H31ZM61 228V227H60ZM69 228V227H68ZM120 228V229H119ZM149 228V229H147ZM151 228V229H150ZM173 228L171 229L172 231H170V235H172L171 233L173 232ZM6 229V228H5ZM9 229V227H8ZM70 229V228H69ZM118 229V230H117ZM11 230V229H10ZM49 229H47L48 231ZM149 230H151V232L154 230V233L156 232V230H158L156 233L158 234V237H157V234L155 233V236H154V233L152 235L147 233ZM180 230V231H179ZM4 231V230H3ZM30 231V230H29ZM39 231V229H38ZM45 231V230H44ZM51 231V230H50ZM61 231V230H60ZM72 231V230H71ZM139 231H142L141 233ZM146 231V233H145ZM23 232V233H24ZM43 232V231H42ZM46 232V231H45ZM43 232V233H45ZM62 232V237H63V231ZM80 232V231H79ZM108 232V233H109ZM109 233V234H112V233ZM150 232V231H149ZM240 232V231H239ZM254 232V231H253ZM11 233V232H10ZM16 233V236H18V234ZM57 233V232H56ZM71 233V232H69ZM104 233V232H103ZM142 235L145 237L144 241L142 240V238H139L141 239L140 242L138 239H136V237H138L137 235ZM145 233V234H144ZM165 233V234H164ZM250 233V232H249ZM4 234V233H3ZM13 236L15 237L14 235V232L12 233ZM49 234H52V233H49ZM72 234V233H71ZM169 234V233H168ZM167 234V235H168ZM175 234V232H174ZM177 234V233H176ZM246 234V233H245ZM244 234V237L245 239H250L251 240V237H250V234L248 236H245ZM256 234V233H255ZM254 234V235H255ZM6 235V234H5ZM26 235V234H24ZM32 236L35 235V233H32L31 234ZM53 235V234H52ZM51 235V241L52 243L56 240H54L53 236ZM87 235V233H86ZM116 235V234H115ZM150 235V236H149ZM160 235V236H159ZM178 235H180L178 233ZM253 235V234H252ZM251 235V236H252ZM12 236V238H13ZM40 235H38L39 237ZM49 236V235H48ZM104 237V235H102ZM114 236V234H113ZM117 236V237H118ZM166 236V235H165ZM230 236V235H228ZM11 237V236H10ZM27 239H33L30 237L29 235V238L28 236H25ZM24 237V238H25ZM44 237V236H43ZM72 237V235H71ZM101 237V236H100ZM147 237V238H146ZM157 239H156V238ZM177 237V235H176ZM180 236H178L179 238ZM248 237V238H247ZM255 237V236H253ZM252 237V238H253ZM260 237V236H259ZM5 238V237H4ZM11 238V239H12ZM19 238V236H18ZM18 238H15L16 240ZM19 238V239H20ZM25 238V239H26ZM36 238V237H35ZM73 238V237H72ZM87 239H89L90 237L87 235L86 236ZM159 238V239H158ZM174 239V236L173 237H169L168 239L167 238H164V240H168L166 242H170L169 239ZM177 238V239H178ZM229 238V237H228ZM240 238V237H239ZM243 239V237H241ZM240 238V239H241ZM257 238V237H256ZM14 239V241H15ZM23 239V237L21 238V240ZM26 239V240H27ZM64 240V238H62ZM92 239V238H91ZM99 239V238H98ZM104 239H107V238H104ZM138 240V243L135 241ZM223 239V238H221ZM241 239V240H242ZM248 239V240H249ZM9 240V239H8ZM43 240V239H42ZM49 240V239H48ZM73 240V239H72ZM90 240V239H89ZM103 240V238H101L99 240L98 243H94V239H92V243L91 245H94L97 244L98 246L100 241ZM108 240V239H107ZM250 240H249V243H250ZM253 240V239H252ZM251 240V242H252ZM20 241V240H19ZM28 241V240H27ZM47 241V240H46ZM104 241V240H103ZM115 241V240H114ZM173 241V240H171ZM176 241V239H175ZM235 241V240H234ZM233 241V243H234ZM237 241V240H236ZM12 242V241H11ZM22 242V241H21ZM26 242V241H25ZM30 242V241H29ZM45 242V241H44ZM50 242V241H48ZM47 242V243H48ZM58 242V241H57ZM56 242V244L58 245V243ZM65 243V241H62ZM107 242V241H106ZM106 242L102 243L101 245L105 246ZM113 242V241H112ZM136 242V243H135ZM157 242H155L157 244ZM163 242V238L161 240V243ZM240 242V241H239ZM259 243V246H260V249H262L263 253H264V237L263 239H261V241H258ZM10 243V242H9ZM24 243V242H22ZM37 243V242H36ZM51 243V244H52ZM55 243V242H54ZM241 243V242H240ZM248 243V242H247ZM246 242H244V246L245 244H247ZM255 243H256V240H255ZM4 244V243H3ZM12 244V243H11ZM10 244V245H11ZM14 244V242H13ZM12 244V245H13ZM35 243H33L32 245H34ZM39 244V243H38ZM50 244V243H49ZM60 244V243H59ZM63 244V243H62ZM73 244V243H72ZM89 244V243H88ZM137 244V245H136ZM144 244H147L144 242ZM183 244V243H182ZM235 244V243H234ZM233 244V245H234ZM238 244V247H239V243L237 242ZM251 244V243H250ZM11 245V246H12ZM17 245H19V242H17ZM21 245V244H20ZM19 245V247H20ZM25 245V244H24ZM27 245H29L27 243ZM31 245V246H32ZM54 245V244H52ZM51 245V246H52ZM85 245V244H84ZM93 245V246H94ZM142 245V244H141ZM185 247L186 245L188 244H184ZM236 245V244H235ZM257 245V243L255 244ZM7 246V245H6ZM15 248H16V245H14ZM23 248V245H21ZM30 246V245H29ZM28 246V247H29ZM37 246V245H35ZM49 246V245H48ZM56 245H54V249L56 248L55 247ZM59 246V245H58ZM57 246V247H58ZM103 246H102V249L103 250ZM105 246V247H106ZM120 246V247H119ZM123 246V247H121ZM124 246H126L127 248L125 249ZM164 246V245H163ZM243 246V244H242ZM243 246V247H244ZM247 246V245H246ZM252 246V244H251ZM26 247V246H25ZM50 247V246H49ZM67 248V245L65 246ZM77 247V246H75ZM104 247V248H105ZM119 247V248H118ZM139 247H140V244H139ZM142 247V246H141ZM156 247V246H154ZM192 247V246H191ZM237 247V245H236ZM253 247V246H252ZM10 247H8L9 249ZM58 248H61V246H59ZM62 248H64L62 246ZM61 248V249H62ZM66 248H65V251H66ZM101 248V247H100ZM108 248V249H109ZM117 248V250H116ZM121 248V249H120ZM124 248V249H123ZM135 248L136 249H139V250H136L135 252ZM148 248V247H147ZM188 249L189 246H187ZM194 248H196L194 246ZM193 248V249H194ZM251 248V247H250ZM3 249V248H2ZM18 249V247H17ZM31 251L33 252L32 248H30ZM43 249V248H42ZM53 249V247H52ZM78 249V248H77ZM98 249V248H97ZM107 248H105L106 250ZM119 249V250H118ZM253 249V248H252ZM256 249V248H255ZM5 250V249H4ZM12 250V248H11ZM22 250V249H21ZM25 250V249H24ZM48 250V249H46ZM100 250V249H99ZM133 250V251H131ZM192 250V248H191ZM15 251V250H14ZM64 251V252H65ZM68 251V249H67ZM79 251V250H77ZM111 251V250H110ZM114 251V252H115ZM118 251V252H117ZM255 251V250H254ZM258 251V250H257ZM16 252H18L16 250ZM27 252V251H26ZM24 252V253H26ZM47 252V251H46ZM57 252V251H56ZM62 252V250L60 251ZM101 252V251H100ZM105 252V251H104ZM108 254V256L110 255V252H108L106 250ZM238 252V251H237ZM10 253V252H9ZM12 253V252H11ZM15 253V252H14ZM13 253V254H14ZM21 253V251H20ZM59 253V252H58ZM57 253V254H58ZM66 253H69L66 252ZM80 253V252H79ZM86 253V251H85ZM93 253V251H92ZM112 253V252H111ZM169 253V254H168ZM228 253V252H227ZM231 253V252H229ZM228 253V254H229ZM261 253V252H260ZM18 254V253H16ZM28 254V253H26ZM31 254V253H30ZM34 254V253H33ZM51 254V252H50ZM75 254V253H74ZM77 254V253H76ZM143 254V255H141ZM258 254V252H257ZM262 254V253H261ZM21 255V254H20ZM24 255V254H23ZM42 255V254H41ZM68 255V254H67ZM65 255V256H67ZM81 255V254H80ZM86 255V254H85ZM100 254H98L97 258L99 257ZM107 255V254H106ZM144 256V257H140V256ZM232 255V253H231ZM229 255V256H231ZM247 255V254H246ZM31 256V255H30ZM35 256V255H34ZM43 256V255H42ZM41 256V257H42ZM58 256V255H57ZM61 256V255H60ZM70 256V254H69ZM83 256V255H82ZM81 256V257H82ZM104 256V255H103ZM101 256V259L102 257ZM112 256V255H111ZM114 256V255H113ZM251 256V255H249ZM11 257V256H10ZM16 257V255H15ZM20 257V256H19ZM23 257V256H22ZM29 257V256H28ZM107 256H105V258L103 259L104 261L105 260H108V258H106ZM148 258V261L145 259V258ZM228 257V256H227ZM12 258V257H11ZM27 258V257H26ZM25 258V259H26ZM44 258V262L41 261V259L35 261L34 264H47V261L48 263H53V262H49L51 261L48 260L49 259V253H48V256L47 257H43ZM59 258V257H57ZM62 259V257H60ZM60 258L58 260H60ZM63 258H65L63 256ZM109 258H111L109 256ZM115 258V257H114ZM113 257L109 260H112L111 263H113L114 261H117V258L114 259ZM138 258V259H137ZM20 259V258H19ZM23 259V258H22ZM92 259V258H91ZM94 259V258H93ZM100 261V264H103V262L101 263V259L98 258ZM135 259V260H134ZM166 261H169V262H173V263H176V257L167 251V253H165V258H164ZM227 259V258H226ZM232 258H230V261H231ZM237 259V258H236ZM12 260H14L12 258ZM28 260V259H27ZM26 260V261H27ZM54 260V259H52ZM102 260V261H103ZM108 260V261H109ZM114 260V261H113ZM120 259H118V262H122ZM129 260H126L124 263H129L128 261ZM228 260V259H227ZM64 262H60L61 263H65V259H63ZM92 261V260H91ZM95 261V260H94ZM108 261L106 264H108ZM229 261V260H228ZM234 261V260H233ZM232 261V263H233ZM28 262V261H27ZM26 262V263H27ZM56 264H59L56 260ZM75 262V261H74ZM93 262V261H92ZM188 262V261H187ZM239 262V261H238ZM60 263V264H61ZM117 263V262H116ZM135 263V262H134ZM132 263V264H134ZM137 263V262H136ZM135 263V264H136ZM191 263V262H190ZM234 263H237L234 262ZM262 263V262H261ZM55 264V263H54ZM66 264V263H65ZM85 264V263H84ZM98 264V263H97ZM115 264V262H114ZM121 264V263H119ZM138 264V263H137ZM154 264H157L156 262ZM244 264V263H243Z\"/></svg>",
    "mask_w": 264,
    "mask_h": 264
},
{
    "label": "crops",
    "instance_id": "crops-1",
    "mask_svg": "<svg viewBox=\"0 0 264 264\" xmlns=\"http://www.w3.org/2000/svg\"><path fill=\"white\" fill-rule=\"evenodd\" d=\"M166 263H168V262L166 261Z\"/></svg>",
    "mask_w": 264,
    "mask_h": 264
}]
</instances>
